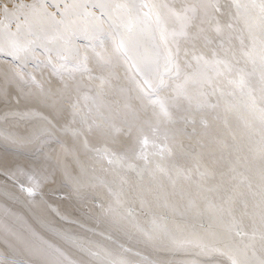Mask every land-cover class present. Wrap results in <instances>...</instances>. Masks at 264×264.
Here are the masks:
<instances>
[{
	"label": "snow or ice",
	"instance_id": "6c2138e0",
	"mask_svg": "<svg viewBox=\"0 0 264 264\" xmlns=\"http://www.w3.org/2000/svg\"><path fill=\"white\" fill-rule=\"evenodd\" d=\"M0 145V264H264V0H0Z\"/></svg>",
	"mask_w": 264,
	"mask_h": 264
},
{
	"label": "bare ground",
	"instance_id": "6f19581e",
	"mask_svg": "<svg viewBox=\"0 0 264 264\" xmlns=\"http://www.w3.org/2000/svg\"><path fill=\"white\" fill-rule=\"evenodd\" d=\"M7 151V149L6 148H4V146L3 145H0V152H6ZM69 207H70V205H69ZM17 210L18 211H23V209H21V208H19V207H17Z\"/></svg>",
	"mask_w": 264,
	"mask_h": 264
}]
</instances>
